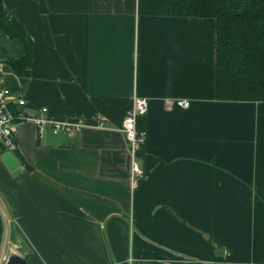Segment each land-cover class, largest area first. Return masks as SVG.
Instances as JSON below:
<instances>
[{
  "label": "crops",
  "instance_id": "1",
  "mask_svg": "<svg viewBox=\"0 0 264 264\" xmlns=\"http://www.w3.org/2000/svg\"><path fill=\"white\" fill-rule=\"evenodd\" d=\"M3 8L32 43L15 75L25 50L0 28V86L21 111L106 124L39 138L21 122L12 168L0 151L6 238L30 264H264V100L217 98L215 18L142 14L139 0ZM133 95L148 101L134 176L118 129Z\"/></svg>",
  "mask_w": 264,
  "mask_h": 264
},
{
  "label": "trees",
  "instance_id": "2",
  "mask_svg": "<svg viewBox=\"0 0 264 264\" xmlns=\"http://www.w3.org/2000/svg\"><path fill=\"white\" fill-rule=\"evenodd\" d=\"M142 14L212 17L216 19V94L221 100H264V0H139ZM0 0V28L11 39H20L25 54L9 59L15 75L31 65L33 52L23 26L4 22ZM5 230L0 211V247Z\"/></svg>",
  "mask_w": 264,
  "mask_h": 264
},
{
  "label": "built area",
  "instance_id": "3",
  "mask_svg": "<svg viewBox=\"0 0 264 264\" xmlns=\"http://www.w3.org/2000/svg\"><path fill=\"white\" fill-rule=\"evenodd\" d=\"M24 103V99L20 96L11 93L8 88L0 86V151H3L1 146L7 152L17 150L15 131L17 125L21 122L32 121L35 123L39 138H42L46 131L55 135L64 133L68 136H73L81 132L85 127H106V124L102 120L92 124L83 117L58 120L49 114L47 107H42L37 114L27 117L19 108ZM176 103L181 107H188L190 104L187 100H179ZM147 110V99L133 95L118 127L130 149L132 176L142 174L137 160V152L143 145L145 137L143 132L138 131L137 121L140 117L146 115ZM4 260L6 262L7 257L4 256Z\"/></svg>",
  "mask_w": 264,
  "mask_h": 264
},
{
  "label": "rangeland",
  "instance_id": "4",
  "mask_svg": "<svg viewBox=\"0 0 264 264\" xmlns=\"http://www.w3.org/2000/svg\"><path fill=\"white\" fill-rule=\"evenodd\" d=\"M3 234H4L3 240H2L1 247H0V264H5L4 256L8 257V255L10 253H17V254H25L26 253V246L23 245L19 239L12 240L11 239L12 238L11 232H10V236L8 238H6V235H7L6 230H4ZM10 241H13L14 243L13 242L10 243ZM21 252H23V253H21Z\"/></svg>",
  "mask_w": 264,
  "mask_h": 264
},
{
  "label": "water",
  "instance_id": "5",
  "mask_svg": "<svg viewBox=\"0 0 264 264\" xmlns=\"http://www.w3.org/2000/svg\"><path fill=\"white\" fill-rule=\"evenodd\" d=\"M1 149L4 151L3 146H1ZM12 154L10 152H5L3 156V160L9 165L10 168L15 164L11 162ZM5 264H30L27 260L26 254H17V253H10L7 257V260Z\"/></svg>",
  "mask_w": 264,
  "mask_h": 264
}]
</instances>
